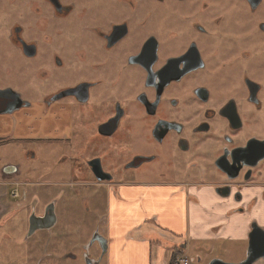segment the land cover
<instances>
[{
  "label": "flooded vegetation",
  "instance_id": "af4514ba",
  "mask_svg": "<svg viewBox=\"0 0 264 264\" xmlns=\"http://www.w3.org/2000/svg\"><path fill=\"white\" fill-rule=\"evenodd\" d=\"M30 164H68L109 194L152 178L160 198L176 186L204 209L223 203L210 194L231 212L264 208V0H0V179L12 198Z\"/></svg>",
  "mask_w": 264,
  "mask_h": 264
},
{
  "label": "rangeland",
  "instance_id": "374dc122",
  "mask_svg": "<svg viewBox=\"0 0 264 264\" xmlns=\"http://www.w3.org/2000/svg\"><path fill=\"white\" fill-rule=\"evenodd\" d=\"M32 2L33 0H29V3ZM18 4L21 6L22 3L18 1L16 4L17 10H20ZM78 163H80L78 167L79 165L81 168L85 167L83 160H78ZM34 168H39L40 172L34 174L32 172ZM69 170L68 164L59 166L30 164L29 173L24 177L28 185L20 189L21 196L16 198L10 196L7 181L0 179V264H31L32 261H35V264H85L84 258L87 253L89 259L96 258L99 253L98 244L89 248L87 244L90 243L95 228H99L106 238L105 230L109 225L108 211L113 199L107 188L92 185L93 180L87 177L84 179L71 177ZM154 180L141 178L136 182L152 185ZM140 187L143 188L141 193L145 196L151 194L150 188L142 185ZM131 199L134 200L133 203H129ZM120 201L136 206L130 207V211L134 213L139 210L140 204L142 206L145 203L143 199H137L135 194L132 196L123 194ZM50 203L55 204L58 219L55 228L50 231H38L29 240H25L29 227L28 219L32 212L36 215L41 214ZM117 240H121L120 237H117ZM115 249L111 248L101 264H112L110 261L112 256H118L121 260L126 259L123 254L116 255ZM218 254L220 252L214 248L209 253L191 250L180 257L186 258L189 264H206L210 258H219ZM29 257L33 260L25 262ZM199 258H202L201 262H198Z\"/></svg>",
  "mask_w": 264,
  "mask_h": 264
},
{
  "label": "crops",
  "instance_id": "0c3cea01",
  "mask_svg": "<svg viewBox=\"0 0 264 264\" xmlns=\"http://www.w3.org/2000/svg\"><path fill=\"white\" fill-rule=\"evenodd\" d=\"M141 185L150 188L149 192L152 194L149 193V196L142 194ZM150 186V184L123 183L117 194H110L113 203L110 204L109 225L105 230L107 253H110L111 248H116V255L123 254L126 258L121 260L118 256L110 255L112 264L125 262L126 264H168L167 261L172 255L178 256L179 260L182 259L180 255L191 250L201 253L203 246L209 251L217 248L220 252L218 260L237 264L245 259L250 223L254 221L258 228L264 227V208L261 203L254 212L240 214L230 211L234 206L232 201L224 202L210 194L204 197L205 203H223L219 204V208L209 210L197 204L196 201L200 196L195 189H191L189 194H184L183 189L177 191L176 186L165 188L163 190L166 194L160 198ZM123 194L127 196L135 194L137 199H143L145 203L142 206L140 204L137 212H131L130 207L136 206L121 202ZM133 202V199L129 201V203ZM160 204H164L165 207L153 211L143 208V206ZM57 220L56 216L55 226ZM26 236L25 240L32 237ZM117 237L121 240H117ZM32 260L29 257L25 262L29 263ZM34 262L32 261L31 264H35ZM198 262L201 261L198 259ZM254 264H264V260L259 259Z\"/></svg>",
  "mask_w": 264,
  "mask_h": 264
},
{
  "label": "water",
  "instance_id": "95a60500",
  "mask_svg": "<svg viewBox=\"0 0 264 264\" xmlns=\"http://www.w3.org/2000/svg\"><path fill=\"white\" fill-rule=\"evenodd\" d=\"M103 180L101 177H99V181ZM56 224V214H55V205L54 203H50L44 210V214L42 216H37L34 212L30 215L28 219V232H27V238L32 236L36 231L38 230H50L53 228ZM258 229V230H257ZM258 232V241L252 244V246L248 247L247 255L245 259L237 264H254L256 261H258L264 253V231L257 227ZM97 233V232H95ZM92 237L89 245L87 248H89L94 242H96L101 250V255L97 261H95V264H99V261L102 259V257L107 253V240L99 235H95ZM85 264H93L92 260L87 258V256L84 258ZM209 264H231V263H225L221 260H213Z\"/></svg>",
  "mask_w": 264,
  "mask_h": 264
},
{
  "label": "built area",
  "instance_id": "2783aa9c",
  "mask_svg": "<svg viewBox=\"0 0 264 264\" xmlns=\"http://www.w3.org/2000/svg\"><path fill=\"white\" fill-rule=\"evenodd\" d=\"M178 263H179V264H188V260L182 258V259H179V260H178Z\"/></svg>",
  "mask_w": 264,
  "mask_h": 264
}]
</instances>
